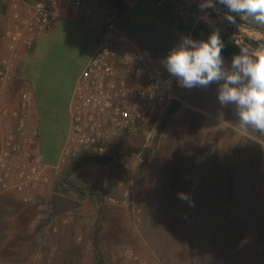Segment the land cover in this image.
<instances>
[{
  "label": "built area",
  "instance_id": "1",
  "mask_svg": "<svg viewBox=\"0 0 264 264\" xmlns=\"http://www.w3.org/2000/svg\"><path fill=\"white\" fill-rule=\"evenodd\" d=\"M28 2L11 0V20L0 26V50L5 52L0 55V191H13L24 204H39L40 186L51 182V172L76 159L104 158L108 162L94 163L104 167L114 162L129 167L131 159L146 165L157 152L159 126L150 121L166 114L176 96L174 77L158 65L155 53L144 47H120L119 26L107 21L75 85L58 162L45 163L37 102L31 85L22 80L20 62L37 39L54 28L57 9L78 8L85 0ZM139 137L144 141L136 144ZM105 204L129 205V193L107 196Z\"/></svg>",
  "mask_w": 264,
  "mask_h": 264
},
{
  "label": "trees",
  "instance_id": "2",
  "mask_svg": "<svg viewBox=\"0 0 264 264\" xmlns=\"http://www.w3.org/2000/svg\"><path fill=\"white\" fill-rule=\"evenodd\" d=\"M168 11L177 18L172 7ZM236 23L264 32L237 19ZM217 31L224 43L222 56L231 61L240 52V45L231 29ZM211 33L199 26L192 34L196 40H207ZM250 45L258 50L263 43L253 41ZM22 78L30 83L37 102L41 158L55 165L68 134V79L46 75L37 80L25 69ZM53 79L56 83H51ZM178 107L180 104L174 101L159 126L155 141L157 152L159 139ZM241 147L242 142L231 165L219 162L208 144L198 156H186L176 147L173 159L164 161L163 167H159L162 162L154 164L140 229L162 264H264V213L262 216L258 213L263 178L259 175L260 168L253 167L254 161L248 160L250 153L244 154ZM138 150L132 149L131 153ZM257 151L254 149L256 154ZM103 162L108 160L88 157L77 160L56 184L57 192L67 195L73 191L79 198H88L98 205L92 235L96 264H106L101 249L102 230L108 216L106 195L97 185L79 187L70 176L82 163ZM181 192L188 194L194 207L190 201L178 197Z\"/></svg>",
  "mask_w": 264,
  "mask_h": 264
},
{
  "label": "rangeland",
  "instance_id": "3",
  "mask_svg": "<svg viewBox=\"0 0 264 264\" xmlns=\"http://www.w3.org/2000/svg\"><path fill=\"white\" fill-rule=\"evenodd\" d=\"M171 2L173 4L170 7L175 10L177 18L185 21L188 27L197 29L203 26L211 32L231 29L240 46L260 41L263 45L258 50L264 51V32L240 23L230 24L221 13L207 9L201 11L200 8L191 9L188 6L180 9L176 7V3L179 2L175 0ZM176 101L181 106L182 101L186 99L180 98ZM179 108L172 114L173 116L171 115L172 120L179 116ZM188 111L189 117L198 122L195 125L199 126L204 121L206 127L214 128L215 133L223 137L237 133V130L226 132L220 128L221 125L213 121L212 117L219 114L216 108L200 107L198 110ZM164 117L165 113L154 117L150 123L156 121L160 126ZM179 129L176 126L171 130L168 126L163 131L158 142V152L144 166L136 165L132 159L129 160V167L115 162L111 163L110 167L82 163L70 176V180L79 187L97 185L104 191L106 197H121L125 192L129 193V205L116 207L105 204L108 216L102 230L101 249L106 264H162L142 233L140 223L144 201L151 186L152 167H155L157 161L158 165L162 162L159 167H163L164 161L173 159L178 147ZM143 141V138L139 137L136 144ZM218 159L225 162V157L220 156V152ZM77 160L80 159L51 172V182L41 185L38 192L41 203L24 204L13 191L7 192L11 199H0V264H96L92 235L97 224L98 205L88 198H79L73 191L66 195L63 191L56 190L57 182ZM2 194L6 193L0 191V195ZM54 195L70 198L79 205L71 212L54 215L52 206ZM129 251L136 258L131 257Z\"/></svg>",
  "mask_w": 264,
  "mask_h": 264
},
{
  "label": "crops",
  "instance_id": "4",
  "mask_svg": "<svg viewBox=\"0 0 264 264\" xmlns=\"http://www.w3.org/2000/svg\"><path fill=\"white\" fill-rule=\"evenodd\" d=\"M10 1L0 0L2 5H0L2 10L0 26L6 20H11ZM37 1L50 0H29L28 3L34 4ZM171 4H173L171 0H85L84 4L78 8H59L56 10L57 19L54 28L42 34L37 39L34 49L23 55L20 62L21 74L25 69L37 80L46 75L51 78L65 77L70 87V106L79 75L93 55L97 39L105 30L109 20L115 21L120 28V47L132 50L144 47L151 50L157 57L158 65L167 71L163 61L170 51L185 36L195 39L192 34L195 28L188 27L185 21L169 13L168 8ZM23 5H25L24 2ZM184 6L176 3L177 8L181 9ZM4 53V50H0V55ZM224 60L225 65L230 67L231 61L226 58ZM22 80L30 85L28 81L23 78ZM51 83H56L55 79ZM16 85L18 86L19 83L16 82ZM217 89L218 85L215 83L207 88L188 89L181 87L174 77L176 100L185 98L186 101H182L178 110L179 116L172 120V115L165 129L168 126L171 130L176 126L180 128L177 130V141L182 154L198 156L202 148L208 144L217 158L218 152L220 156L225 157V162L221 161V163L226 165L234 163L237 156L236 149L242 142V152L250 153L248 160L254 161L253 167L260 168L259 175L263 178L258 210L259 216H262L264 213V134L252 128H249L247 133H243L234 114V106L222 108L217 100ZM200 107L216 108L217 113L223 115L217 114L212 117L213 121L221 125L222 130L230 132L237 130V133L223 137L215 133L214 128L206 127L204 121L199 126L195 125L198 122L189 117L188 110H198ZM254 149L258 150L257 154ZM5 193L0 195V199H11V195Z\"/></svg>",
  "mask_w": 264,
  "mask_h": 264
},
{
  "label": "clouds",
  "instance_id": "5",
  "mask_svg": "<svg viewBox=\"0 0 264 264\" xmlns=\"http://www.w3.org/2000/svg\"><path fill=\"white\" fill-rule=\"evenodd\" d=\"M226 7L225 19L236 24V16L252 25L264 28V0H201V11ZM234 14V15H233ZM224 43L214 30L207 40L183 37L164 59L167 72L181 87L207 88L218 85L217 100L222 108L234 106V114L243 133L249 128L264 134V51L240 46L230 67L225 65ZM220 116L223 114L220 113ZM181 200L190 201L186 193H178ZM194 207V201H190Z\"/></svg>",
  "mask_w": 264,
  "mask_h": 264
},
{
  "label": "water",
  "instance_id": "6",
  "mask_svg": "<svg viewBox=\"0 0 264 264\" xmlns=\"http://www.w3.org/2000/svg\"><path fill=\"white\" fill-rule=\"evenodd\" d=\"M179 2L188 5V6H197L199 7L201 0H178ZM208 10H213L216 11L218 13H222L225 15V13L227 12V9L225 6L217 4L216 5V9H211L209 8ZM234 15V14H233ZM236 19L239 21H242L250 26L259 28L261 30L264 31V28H260L258 26L252 25L246 21H243L240 19L239 16H236ZM78 203L70 198L67 197H63L61 195H54L53 199H52V206H53V214L54 215H59L61 213H65V212H71L73 210H75L78 207Z\"/></svg>",
  "mask_w": 264,
  "mask_h": 264
}]
</instances>
